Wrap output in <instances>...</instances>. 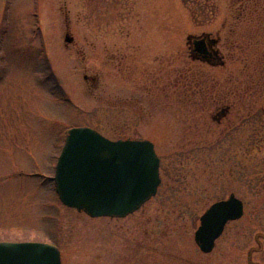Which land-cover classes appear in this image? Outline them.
<instances>
[{
	"label": "rangeland",
	"instance_id": "1",
	"mask_svg": "<svg viewBox=\"0 0 264 264\" xmlns=\"http://www.w3.org/2000/svg\"><path fill=\"white\" fill-rule=\"evenodd\" d=\"M240 3L0 0V242L53 244L62 264H250L264 234V69L239 45L219 43L213 66L187 44L245 35ZM82 126L154 142L162 182L138 211L91 218L61 203L59 141ZM231 192L245 216L203 254L197 218Z\"/></svg>",
	"mask_w": 264,
	"mask_h": 264
},
{
	"label": "water",
	"instance_id": "2",
	"mask_svg": "<svg viewBox=\"0 0 264 264\" xmlns=\"http://www.w3.org/2000/svg\"><path fill=\"white\" fill-rule=\"evenodd\" d=\"M73 41L66 34L65 42ZM187 43L193 59L223 64L213 48L217 40L210 34L189 35ZM54 182L65 206L91 218H124L157 194L160 158L148 139L112 140L91 127H74L58 158ZM243 215L244 203L234 193L213 203L200 218L196 244L204 253L211 252L226 224ZM0 264H62L61 252L57 246L43 242H0Z\"/></svg>",
	"mask_w": 264,
	"mask_h": 264
},
{
	"label": "trees",
	"instance_id": "3",
	"mask_svg": "<svg viewBox=\"0 0 264 264\" xmlns=\"http://www.w3.org/2000/svg\"><path fill=\"white\" fill-rule=\"evenodd\" d=\"M239 0H233L237 3ZM240 11L238 16L236 15V20L243 19V21H248V29L245 35L240 36L239 33L231 29V35L236 38L241 37L243 42L238 41V39L226 38L224 40L223 36L220 34L222 43L228 48H234L235 50L241 48V50L246 54L247 58L254 59L257 68L262 67L264 69V0H240ZM237 27V26H236ZM234 28V27H233ZM236 30V29H235ZM248 89V88H246ZM248 114L246 117L251 116Z\"/></svg>",
	"mask_w": 264,
	"mask_h": 264
},
{
	"label": "flooded vegetation",
	"instance_id": "4",
	"mask_svg": "<svg viewBox=\"0 0 264 264\" xmlns=\"http://www.w3.org/2000/svg\"><path fill=\"white\" fill-rule=\"evenodd\" d=\"M211 37H212V36H211ZM216 40H217V45L214 46L213 48L219 52V56H221L222 59H223L224 56H223V54L221 53L220 49L218 48L219 43H222L221 38L219 37V38H217ZM120 59H122V58H120ZM224 59H225V58H224ZM120 61H121V60H120ZM99 80H100L99 75H98V74H93V75H90V76L88 75V81H87V82L90 83L92 89H96V88L98 87V85H99ZM56 86H57V84H56ZM227 111H228V108H227V109L224 108L223 110H221V112L219 113V115H218L217 118H219V119H220V118H224L225 115L227 114ZM218 140H219V139H218ZM61 150H62V140L60 139V141H59V153L61 152ZM57 157H58V155L55 156V160L57 159ZM231 193H232V192H231ZM229 194H230V193H229ZM220 200H223V199H222V198H221V199H218V200L214 201L213 203H215V202H217V201H220ZM213 203H212V204H213ZM212 204H211V205H212ZM211 205H210V206H211ZM205 211H206V209H205ZM205 211H204V212H205ZM204 212H203V213H204ZM203 213H202V214H203ZM202 214L199 216V218H197L198 221H199L198 227L200 226V218H201ZM244 216H245V215H243V217H244ZM243 217H242V218H243ZM242 218H241V219H242ZM241 219H239V220H235V221H230V222H228V223L226 224L223 233H222L221 236L215 241V245H214V247H213V249H212L211 252H209V253H204V252L198 247V245L196 244V242H195V244L197 245V247L199 248V250H200L203 254H206V255H207V254H211V253L214 251V249L216 248L217 241H218V240L223 236V234L225 233L226 228L228 227V225H229L230 223L238 222V221H240ZM198 227H197V229H198ZM195 232H196V231H195ZM255 239H256V243H257L258 246L255 247V248H251V249L249 250L248 254H249L250 252H252V255H253L255 252H261V250L263 249L264 244L262 243V241L264 240V234L257 233L256 236H255ZM194 241H195V234H194ZM252 255H251V257H250L251 261L248 260V262H249L250 264H256V263L252 260Z\"/></svg>",
	"mask_w": 264,
	"mask_h": 264
}]
</instances>
